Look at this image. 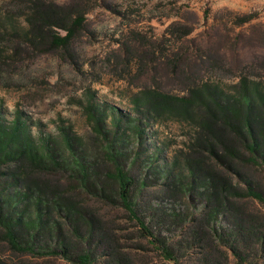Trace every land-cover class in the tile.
<instances>
[{"label":"rangeland","instance_id":"374dc122","mask_svg":"<svg viewBox=\"0 0 264 264\" xmlns=\"http://www.w3.org/2000/svg\"><path fill=\"white\" fill-rule=\"evenodd\" d=\"M36 9L50 15L51 26L42 34H33L29 22ZM79 17L84 21L69 46H54L52 38L65 36ZM57 23L65 29L56 28ZM243 79L264 89V0H0L4 123L20 116L35 138L58 137L65 129L82 137V151L95 156L89 107L104 114L110 128L113 116L140 119L142 138L133 135L127 143L131 174L146 184L137 192L139 207L154 213L153 226L177 245L180 258L165 259L122 208L75 191L76 199L101 221L107 237L96 252L103 260L119 254L131 264H264V203L257 200H234L236 213L222 215L216 226L228 242L240 224L260 235L238 234L235 246L244 262L209 227L199 237L195 222L181 228L164 223L175 210L193 220L205 209L198 196L185 197L169 188L174 178L190 176L183 158L196 126L182 117L144 118L132 104L145 91L176 97H188L192 88L206 85L237 91ZM125 122L123 117L121 129ZM217 169L246 188L238 174ZM241 174L264 186V169ZM46 177L69 187L64 174ZM0 256L9 264H72L60 257L21 256L5 244H0Z\"/></svg>","mask_w":264,"mask_h":264},{"label":"trees","instance_id":"16d2710c","mask_svg":"<svg viewBox=\"0 0 264 264\" xmlns=\"http://www.w3.org/2000/svg\"><path fill=\"white\" fill-rule=\"evenodd\" d=\"M83 21V17L75 19L67 34L53 37L52 44L68 47ZM29 22L33 34H42L46 26H51L49 13L39 9L33 11ZM55 25L65 29L61 23ZM239 85L237 91L219 86L196 87L188 97L145 91L132 104L134 113L144 118L182 117L196 126L195 137L183 158L190 176L174 178L169 188L185 197L198 196L205 209L200 219L193 220L183 210H175L164 223L181 228L195 222L193 231L199 237L209 227L244 262L235 246L238 234L244 232L257 239L260 235L251 226L240 224L237 234L229 236L234 239L229 243L216 228L222 215L236 213L234 200L250 198L264 203L263 183L241 174L242 170L264 169V89L247 79ZM132 115L118 119L113 116L110 128L105 115L89 107L95 156L82 151V137L72 136L65 129L58 137L41 134L35 138L20 116L10 124L0 119V244L21 256L60 257L72 264H131L119 254H110L103 260L104 256L96 252L107 236L94 212L76 199L73 192L79 191L122 208L136 222L141 236L165 259L179 261L177 245H170L159 227L153 226L154 213H145L139 207L137 192L146 184L131 174L127 143L130 136L141 139L144 132L140 119ZM123 117L126 127L121 129ZM141 155L137 153L134 161ZM216 167L238 174L246 188L236 185ZM60 174L66 175L69 187L61 188L46 177ZM0 264L9 263L0 256Z\"/></svg>","mask_w":264,"mask_h":264}]
</instances>
